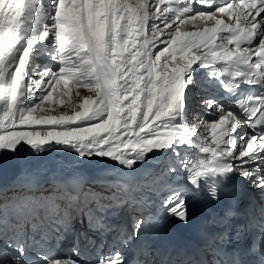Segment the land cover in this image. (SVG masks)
Returning a JSON list of instances; mask_svg holds the SVG:
<instances>
[{
    "label": "snow or ice",
    "instance_id": "1",
    "mask_svg": "<svg viewBox=\"0 0 264 264\" xmlns=\"http://www.w3.org/2000/svg\"><path fill=\"white\" fill-rule=\"evenodd\" d=\"M201 69L227 91L197 103ZM26 148L116 175L0 188V264H264V204L246 249L224 230L157 261L146 240L168 217L189 224L192 201H229L237 177L264 201V0H0V162ZM77 224L84 256L52 255Z\"/></svg>",
    "mask_w": 264,
    "mask_h": 264
},
{
    "label": "bare ground",
    "instance_id": "2",
    "mask_svg": "<svg viewBox=\"0 0 264 264\" xmlns=\"http://www.w3.org/2000/svg\"><path fill=\"white\" fill-rule=\"evenodd\" d=\"M203 72H204V70L203 69H201V71H200V78H204L203 77ZM259 204H260V207L262 206V204H264V201H259ZM254 229H256L255 231H256V234H257V237H258V233H259V223H257L256 224V226H255V228Z\"/></svg>",
    "mask_w": 264,
    "mask_h": 264
}]
</instances>
